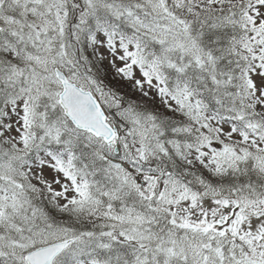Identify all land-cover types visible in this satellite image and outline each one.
Listing matches in <instances>:
<instances>
[{
  "label": "snow or ice",
  "instance_id": "6c2138e0",
  "mask_svg": "<svg viewBox=\"0 0 264 264\" xmlns=\"http://www.w3.org/2000/svg\"><path fill=\"white\" fill-rule=\"evenodd\" d=\"M0 264H264V0H0Z\"/></svg>",
  "mask_w": 264,
  "mask_h": 264
}]
</instances>
